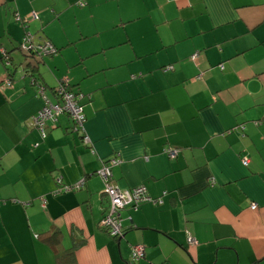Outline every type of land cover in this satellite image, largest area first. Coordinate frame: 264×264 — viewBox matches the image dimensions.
Returning <instances> with one entry per match:
<instances>
[{
    "label": "crops",
    "instance_id": "0c3cea01",
    "mask_svg": "<svg viewBox=\"0 0 264 264\" xmlns=\"http://www.w3.org/2000/svg\"><path fill=\"white\" fill-rule=\"evenodd\" d=\"M29 33L58 54L27 56ZM66 78L91 146L66 115L33 127L31 80L56 102ZM114 157L120 190L163 200L126 206L117 239ZM0 202V264H264V0H0Z\"/></svg>",
    "mask_w": 264,
    "mask_h": 264
},
{
    "label": "built area",
    "instance_id": "2783aa9c",
    "mask_svg": "<svg viewBox=\"0 0 264 264\" xmlns=\"http://www.w3.org/2000/svg\"><path fill=\"white\" fill-rule=\"evenodd\" d=\"M20 20V19H18ZM22 20H20L21 22ZM25 22V20H24ZM21 50L27 55H37L39 57L55 56L58 54V50L55 46L46 41L41 44H36L34 38L27 34L24 37L21 44ZM5 65L8 67L11 65L10 56L4 53ZM199 58V55L196 54L192 57V60ZM170 69V68H168ZM173 69V68H172ZM223 69V68H222ZM7 86H11V83L8 82ZM69 80H65L59 83V88L55 89L58 97L60 98V103L51 104L47 101L45 107L38 113L36 117L33 118V126L35 129L41 133L43 139H45V126L47 122H58V119L62 115H68L77 126L78 130L82 132L83 142L86 146H91V141L86 134L84 124L86 122V116L84 114V106L81 105V101L84 98L83 95L75 94L70 91ZM44 88H40V94L45 99ZM166 154L171 158L175 159L179 155L178 150L167 149ZM249 160H243V165L248 166ZM120 165V160L116 157L112 158L108 163H104L101 169L97 172V176L101 179L105 185V193L110 199L111 206L108 214L101 221L100 225L105 230H107L110 235L114 238L123 235L122 229V215L121 212L126 206H132L137 209L145 203H153L154 205L163 204V200H154L151 198L147 192V189L144 186H140L132 191H121L115 185L113 181V170L115 167ZM85 185V180L80 183L72 186H66L62 190L54 192V195H58L65 192H73L81 190ZM256 205L252 206V210H255ZM191 245L195 244V240H190ZM146 257V249L144 246H136L133 248L131 254V262L137 263Z\"/></svg>",
    "mask_w": 264,
    "mask_h": 264
},
{
    "label": "trees",
    "instance_id": "16d2710c",
    "mask_svg": "<svg viewBox=\"0 0 264 264\" xmlns=\"http://www.w3.org/2000/svg\"><path fill=\"white\" fill-rule=\"evenodd\" d=\"M24 20V19H23ZM24 39V38H23ZM23 39H22V41H21V44H22V42H23ZM43 42H46V41H43ZM43 42H40L39 44H41V43H43ZM20 44V45H21ZM20 49H21V46H20ZM29 56H32V55H29ZM51 58H53V57H51ZM4 59V58H3ZM69 80V79H68ZM32 81V85L33 86H36L37 87V89H39V91H40V88L42 87V88H44V90L46 91V88L41 84V83H39L37 80H35V79H32L31 80ZM69 84H70V81H69ZM8 87H10V86H8ZM59 88V85H58V87H56L55 89H58ZM55 89L53 90V93H54V95H55V98H56V102H52L48 97H47V95L45 94V99H44V101H45V104H44V106H43V108L45 107V105H46V103H47V101L49 102V103H51V104H57V103H60L61 101H60V98L58 97V95H57V93L55 92ZM70 89V88H69ZM44 91V92H45ZM70 91L71 92H73L71 89H70ZM74 93V92H73ZM75 94H80V93H75ZM80 95H83V94H80ZM84 96V95H83ZM42 108V109H43ZM41 109V110H42ZM40 110V111H41ZM39 111V112H40ZM38 112V113H39ZM38 113H37V115H38ZM84 114H85V112H84ZM37 115H35V116H33V118L34 117H36ZM62 116H65V115H62ZM66 116H68V115H66ZM86 116V115H85ZM61 117V116H60ZM86 120H87V118H86ZM32 122H33V119H32ZM48 123L49 122H47L46 123V126H45V133H46V129H47V126H48ZM86 123V122H85ZM34 127V126H33ZM35 128V127H34ZM40 133V132H39ZM41 134V133H40ZM46 136H47V133H46ZM170 148H168V150H169ZM167 149H165L164 150V153L166 154V151ZM167 155V154H166ZM168 156V155H167ZM169 157V156H168ZM170 158V157H169ZM171 159V158H170ZM176 159V158H175ZM171 160H174V159H171ZM120 163H121V161H120ZM98 172V171H97ZM97 174V173H96ZM114 175V174H113ZM114 177V176H113ZM54 194V193H53ZM150 196V195H149ZM151 197V196H150ZM152 198V197H151ZM154 199V198H153ZM154 200H157V199H154ZM5 203H1L0 202V207L2 206V205H4ZM114 239H117V238H114ZM71 253L70 254H68V255H66V256H64L65 257V260H61V258H58V264H63V263H66L67 261H68V258L72 255V250L70 251ZM72 264H76V262L75 263H72Z\"/></svg>",
    "mask_w": 264,
    "mask_h": 264
},
{
    "label": "bare ground",
    "instance_id": "6f19581e",
    "mask_svg": "<svg viewBox=\"0 0 264 264\" xmlns=\"http://www.w3.org/2000/svg\"><path fill=\"white\" fill-rule=\"evenodd\" d=\"M114 176V175H113ZM113 181H114V178H113ZM114 185H115V183H114ZM116 186V185H115ZM117 187V186H116ZM118 188V187H117ZM119 189V188H118ZM134 189H136V188H134ZM134 189H132V190H134ZM120 190V189H119ZM132 190H127V191H132ZM122 191V190H121ZM123 192H125V191H123ZM106 194V193H105ZM106 196H107V194H106ZM107 198H108V200H109V209H110V206H111V202H110V199H109V197L107 196ZM108 212H109V210H108Z\"/></svg>",
    "mask_w": 264,
    "mask_h": 264
},
{
    "label": "rangeland",
    "instance_id": "374dc122",
    "mask_svg": "<svg viewBox=\"0 0 264 264\" xmlns=\"http://www.w3.org/2000/svg\"><path fill=\"white\" fill-rule=\"evenodd\" d=\"M30 35L34 38V41H35L36 44H39L40 43V42H38V40L32 34H30ZM36 57L41 58L39 56H36ZM49 58H51V57H49ZM221 70H224V69H221Z\"/></svg>",
    "mask_w": 264,
    "mask_h": 264
},
{
    "label": "water",
    "instance_id": "95a60500",
    "mask_svg": "<svg viewBox=\"0 0 264 264\" xmlns=\"http://www.w3.org/2000/svg\"><path fill=\"white\" fill-rule=\"evenodd\" d=\"M27 55V54H26ZM29 56V55H27ZM37 55H32V57H36ZM56 56V55H55ZM47 57H51V56H47ZM41 58H45V57H41Z\"/></svg>",
    "mask_w": 264,
    "mask_h": 264
}]
</instances>
